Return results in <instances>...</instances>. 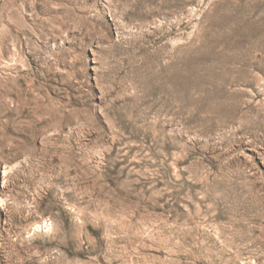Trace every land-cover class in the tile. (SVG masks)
Masks as SVG:
<instances>
[{
    "label": "rangeland",
    "instance_id": "rangeland-1",
    "mask_svg": "<svg viewBox=\"0 0 264 264\" xmlns=\"http://www.w3.org/2000/svg\"><path fill=\"white\" fill-rule=\"evenodd\" d=\"M0 264H264V0H0Z\"/></svg>",
    "mask_w": 264,
    "mask_h": 264
}]
</instances>
